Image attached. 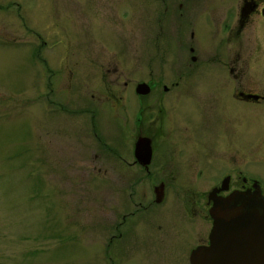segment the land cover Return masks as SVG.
<instances>
[{"label":"rangeland","instance_id":"rangeland-1","mask_svg":"<svg viewBox=\"0 0 264 264\" xmlns=\"http://www.w3.org/2000/svg\"><path fill=\"white\" fill-rule=\"evenodd\" d=\"M236 1L0 0V264H188L189 248L205 238V195L215 182L226 174L229 187L257 179L264 197V100L231 108L218 100L230 87L226 56L236 52L225 45V63L217 58L215 25L197 43L185 37L199 54L192 62L176 48L175 23L155 21L158 12H234ZM259 23L233 45L243 78L264 74ZM171 78L178 89L167 93L162 85L171 89ZM140 81L150 85L147 95L135 91ZM189 87L198 95L185 107L177 97ZM211 89L216 106L203 98ZM158 99L163 123L153 154L167 146L182 158L155 202L152 186L163 177L156 164L132 176L117 155L131 158L139 105L152 116ZM182 108L192 119L178 120ZM224 108L237 111L231 131L220 128ZM169 217L188 229L185 243L182 232L170 231L174 240L166 242L165 228L157 231L158 245L155 228L146 232L147 220L170 227L172 219H161Z\"/></svg>","mask_w":264,"mask_h":264},{"label":"flooded vegetation","instance_id":"flooded-vegetation-1","mask_svg":"<svg viewBox=\"0 0 264 264\" xmlns=\"http://www.w3.org/2000/svg\"><path fill=\"white\" fill-rule=\"evenodd\" d=\"M261 3H262V0H238V1H236V9H234L235 10L234 12H219V14L212 13V15L209 12H208V15H206V13L202 14L203 12H171V13L170 12H158L156 19H155L156 23L158 21H160V23H162L163 21H165V23H168V21L170 20V24L168 23L170 25V28H173V27H171V25L173 23H175V29L174 28L173 29L175 31V34H177L176 37L178 39V45H177L178 47L176 46V48H180L182 50L184 49L188 54L189 60L192 62L198 60L199 54H197V53L193 54V50H194L195 46L192 44H189V43L185 44V40L187 38H189L190 41L192 43H194V41L197 39V37L200 36L201 33H204L205 31H207L208 28L210 30L212 28V26L218 25L220 36H219V42H218L219 43V45H218L219 55L217 58H219L223 64L225 63V54L223 57L220 56V50H221L222 46H225V45H229V48L232 50V53L236 52L235 55L231 57V54L229 53L230 52L229 51L228 52L229 56H226V59H233L231 61L232 65L230 66V64H229V67L227 68V74H228L227 77H228V80L230 81V87L221 93L220 98L218 95V98H219L218 100H222L226 104L225 106H227V108L239 106L241 101H244V102L250 103V104H254L256 106L257 104L261 103L264 100V79L259 78L260 76H264V74L254 73L251 75V77L243 78V76H242L243 73L240 71L239 67L237 66V65L242 64V59L240 58L241 50L239 48L234 49L238 44L239 45L241 44V33H242V31H244L248 28H257L259 25H262L259 23L261 18L264 19V11L261 12V6H262ZM180 6H181V4L178 3V7H180ZM164 14H169V17L167 15L164 16ZM250 31H253V29H250ZM186 36H187V38H185ZM233 45H235V47ZM184 57H185V54H183L182 60L180 58V62H177V64H176L180 68L184 64H187L183 60ZM199 60L202 62V64L206 63L205 65H207L208 63L209 64H215V63H210L209 62L210 59L208 61H204V57H203V59H199ZM189 74L191 76L190 72H189ZM176 75L178 76L179 72H177ZM188 78H189V75H186V79H188ZM176 79H178V78H176ZM200 79H201V77H200ZM197 80L198 79L193 80V84L194 83L196 84ZM202 80L204 83L206 80L207 85L209 87H212V86H214L216 79L209 77L208 74H205L203 76ZM176 81L174 80V78H171V81H170V85H172L171 89H167L166 86L163 84L162 85V86H164L163 91L168 90L167 93H169V92H174L176 89H178L177 88L178 84ZM140 82H144L146 84L145 81H140ZM222 82H224V81H222ZM150 90H151L150 85H148V89H147L145 95H147L150 92ZM184 91L186 92V96L182 93ZM196 91H198V90L193 89V88L191 89L190 87L187 90H181L182 95L179 93V95L177 97V101L179 102V104L184 105L186 107V104L191 102V100H192L191 97L194 96V93H196L198 95V92H196ZM178 92H180V90ZM209 92L211 93L210 96L204 95L203 98H206L209 105L216 106L217 102H218L217 101V95L213 94L212 89L209 90ZM197 95H195V96H197ZM170 96L171 95L168 96L169 99H170ZM143 98H144V95H140V99L144 100ZM189 98L191 100H189ZM230 98L239 102V104L238 105L231 104L228 101ZM158 100H159L158 105H156L157 109H155L154 115L150 116V114H148L149 110H146V109L143 110L144 108H142V104L139 105L138 113L135 115V121H137L138 126L136 129V133H134V135H133L132 149H133L134 143L137 139H139L140 141H144L145 143H148V145H149L148 161L147 162L143 161L145 156H141L140 159H137L133 153V150H132V153L130 154L131 158H128V157L125 158L122 155L121 156L117 155L118 159H120L123 163H125L124 165L126 167H131L133 169L132 170L133 171L132 176H139V177L143 176V175L146 176L151 172L150 168L156 164V169H153L154 174L156 176H159V177L161 175H163V177L159 178L158 184L152 186L154 201H155L154 188H156L158 192L161 191V199L160 200H162L163 196H164L163 194L165 191V185H166V183H165L166 181H165L164 177H168L170 179L171 176L176 175L175 172L177 169H175V167L176 168L178 167L177 160H178V158H182L181 156H178L177 148L175 149L173 147V148H171L172 152H169V149L167 150V148H168L167 146L164 147V148H166V149H164V152L159 150L158 154L157 153H156V155L153 154V153H155L153 151H156V149L159 147L158 142L160 139L158 137V134H160V131L162 129V123H163V113H162V106L163 105L161 103V100L160 99H158ZM146 101H147V99H145V102ZM156 102H157V100H155V103ZM200 107H204L203 104L200 103ZM227 108H224L222 116L220 115L218 117V118H220V120L225 122V124L223 125V123H221L220 120H219V124H220L221 129L231 131L232 129L235 128V127H232L231 123H232V121L237 120V117L235 116V113L237 111L234 113H231L227 110ZM176 112L178 113V111H176ZM190 112L191 111L186 112V110L184 108H182L180 110L178 120H180V118L183 115H186V116L181 118L182 121H187V120L192 119V117H190V115H189ZM231 114L233 117L231 116ZM254 115L256 116V114H254ZM253 119H256V117H253ZM253 119L251 117V120H250L251 127H253L252 126ZM147 122H148V124H150V126L149 127L148 126L143 127ZM180 123H183V122H180ZM188 123H190V121ZM254 125L256 127V122L254 123ZM182 129H185V126ZM253 130H254V127L251 128V132ZM255 138H256V136L254 137V139ZM193 156H195V154H192L191 157H193ZM230 176L231 175L226 174L221 179H219L217 182H215L214 185H212L210 187V189L208 190V192L205 195L206 199L204 201L205 204H208V207L211 204V200L207 199V195L209 192H213L214 195L222 196V195H225L226 193H229L230 191H233V190H245V189L252 190L251 186H252L253 181H256V183L258 184V186L260 188V185H259L257 179H253V178L252 179H246L245 177H242V179H241L242 183H240L239 185L229 187V182H231ZM260 191L262 192L261 188H260ZM207 209H206V211H207ZM123 218L124 217H121V220ZM161 219L165 220V221L172 219V222H170V227L167 226L168 222L158 223L155 221L156 223H153L152 220H147L148 221L147 222L148 227H147L146 232H148L149 226H152L153 228H155V230H154L156 232L155 243L157 245L160 243L159 239H158V243H157V238H156L158 236L157 231H159V230L162 231L163 228H165V232H167L166 235L167 236L169 235L167 238L164 239V241L167 240L166 242H170L171 239L174 240L171 237L172 234H170V231H174L175 234H177L178 236L179 235L181 236L183 233L181 238H183L184 242L183 241H180V242L182 244L186 242L185 241L186 237H184L186 231H188L186 226H184L182 223L178 222L177 218L169 217V218H161ZM203 220L205 221V224H206L205 238L198 245H195L194 247L189 248V251L187 254V263L188 264H189L188 256H189L190 251L193 248H195L196 246L206 245L208 242L207 239H208V234H209V231L211 228V219L209 216H204ZM164 224L166 226H164ZM114 229L116 230L117 226L114 225ZM146 232L142 233V234L144 236L148 237L147 236L148 234H146ZM180 232H182V233H180ZM167 244H171V243H167Z\"/></svg>","mask_w":264,"mask_h":264},{"label":"water","instance_id":"water-1","mask_svg":"<svg viewBox=\"0 0 264 264\" xmlns=\"http://www.w3.org/2000/svg\"><path fill=\"white\" fill-rule=\"evenodd\" d=\"M147 89L140 82L135 91L143 94ZM133 153L137 159L145 156L143 161L147 162L148 143L137 139ZM251 187L252 190H233L223 196L208 193V242L190 251L189 264H264V197L256 181ZM154 191L158 202L161 191Z\"/></svg>","mask_w":264,"mask_h":264}]
</instances>
